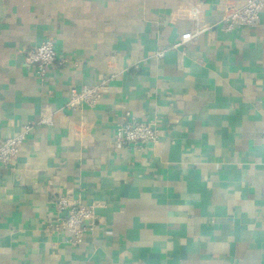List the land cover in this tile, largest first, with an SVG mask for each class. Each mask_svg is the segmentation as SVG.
Masks as SVG:
<instances>
[{
  "label": "crops",
  "instance_id": "1",
  "mask_svg": "<svg viewBox=\"0 0 264 264\" xmlns=\"http://www.w3.org/2000/svg\"><path fill=\"white\" fill-rule=\"evenodd\" d=\"M220 1L0 0V141L30 126L0 163V264H264V9L225 32ZM45 38L64 64L40 78ZM128 121L158 143L116 148ZM61 195L94 208L79 243Z\"/></svg>",
  "mask_w": 264,
  "mask_h": 264
},
{
  "label": "built area",
  "instance_id": "2",
  "mask_svg": "<svg viewBox=\"0 0 264 264\" xmlns=\"http://www.w3.org/2000/svg\"><path fill=\"white\" fill-rule=\"evenodd\" d=\"M220 9L224 31L233 32L243 26L252 24L259 18L261 11L264 9V0H221ZM195 35L190 31L183 33L179 42L172 47H180L195 38ZM162 54L163 51H160L157 56L160 57ZM24 60L27 64L35 67L36 74L40 78H44L50 66H62L64 64V60L58 59L57 49L50 38H45L38 45L29 49L24 55ZM98 98L99 87L71 88L65 106L69 109H76L84 104L93 106ZM52 119V116L47 114L40 118L39 123L51 125ZM29 129L30 126H24L19 134L0 141L1 164H8L15 159ZM159 137L160 132L152 122H121L115 128L114 146L122 148L147 142L157 144ZM53 209L56 214L52 222L53 227L56 230L59 228L64 229L70 234V241L73 244L81 241L87 227L92 226L96 220L93 206L75 202L64 195L58 196L54 200Z\"/></svg>",
  "mask_w": 264,
  "mask_h": 264
}]
</instances>
